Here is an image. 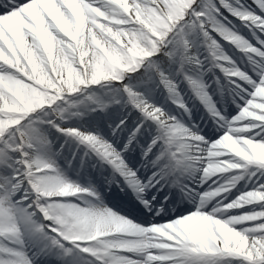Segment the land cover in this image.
Instances as JSON below:
<instances>
[{
  "label": "snow or ice",
  "instance_id": "obj_1",
  "mask_svg": "<svg viewBox=\"0 0 264 264\" xmlns=\"http://www.w3.org/2000/svg\"><path fill=\"white\" fill-rule=\"evenodd\" d=\"M0 264H264V0H0Z\"/></svg>",
  "mask_w": 264,
  "mask_h": 264
}]
</instances>
